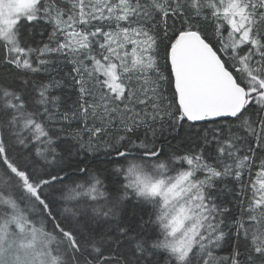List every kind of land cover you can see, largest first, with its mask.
<instances>
[{
  "label": "snow or ice",
  "instance_id": "obj_1",
  "mask_svg": "<svg viewBox=\"0 0 264 264\" xmlns=\"http://www.w3.org/2000/svg\"><path fill=\"white\" fill-rule=\"evenodd\" d=\"M0 264H264V0H0Z\"/></svg>",
  "mask_w": 264,
  "mask_h": 264
}]
</instances>
